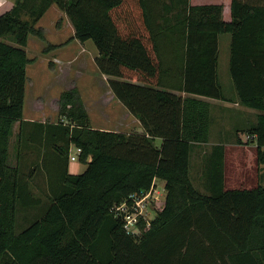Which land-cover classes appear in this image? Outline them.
<instances>
[{
  "label": "trees",
  "instance_id": "obj_1",
  "mask_svg": "<svg viewBox=\"0 0 264 264\" xmlns=\"http://www.w3.org/2000/svg\"><path fill=\"white\" fill-rule=\"evenodd\" d=\"M52 6L69 20L73 40L94 44L98 73L142 134L93 129L76 88L60 94L55 123L23 120L33 62L25 49L30 36L42 38L35 25ZM222 12V5L190 0H16L0 14V264H264V186L225 188L227 142L203 154L207 195L190 178L191 154L209 143L213 122L203 99L255 112L254 122L236 126L232 142L243 145L245 135L264 166V0H231L228 22ZM224 34L230 97L217 74ZM17 123L18 159L23 152L38 158L28 180L18 159L8 163ZM72 147L86 165L80 175L68 172ZM37 168L49 204L38 216ZM158 181L162 208L127 232L117 208L132 212L130 197ZM18 208L27 225L20 232Z\"/></svg>",
  "mask_w": 264,
  "mask_h": 264
},
{
  "label": "rangeland",
  "instance_id": "obj_2",
  "mask_svg": "<svg viewBox=\"0 0 264 264\" xmlns=\"http://www.w3.org/2000/svg\"><path fill=\"white\" fill-rule=\"evenodd\" d=\"M13 6L16 0H7ZM223 1V0H221ZM7 2V3H8ZM56 7H52L46 14L36 23L35 28L41 31L42 38L38 36H30L27 48L25 49L30 60L33 62L26 68V86H25V101L24 113L29 116H35L36 110L43 108L46 112H53L58 109L59 93L76 88L77 91L85 92V99H87L86 112L91 115L93 122L105 120L101 117V112H111V114H103L109 119L108 124H103L104 128L112 130L126 129L121 123L118 124L123 116L122 112L118 111L119 108L113 103L100 104L98 101L99 94L93 95L92 91L101 88L100 91H108L107 78L97 72L95 66V58L98 56L96 47L91 41H88L81 48L79 44H72L69 48L65 49V42L72 34V26L67 18L63 16ZM61 16V18H60ZM228 19V15H225ZM73 40V38L71 39ZM15 46V44L11 43ZM229 54H230V35L224 34L219 36V56L217 74L220 84L226 96L230 97L234 93L229 77ZM79 94V92H78ZM101 94H103L101 92ZM80 96V95H79ZM55 98V99H54ZM57 98V99H56ZM81 98V97H80ZM54 99V100H53ZM82 102H84V99ZM212 124L209 134V144L205 147L206 152L211 148V143L217 142V135L219 131H229L235 137L236 126L245 124L246 122L252 123L255 121V112L245 109L240 106L232 104L221 103L213 101L212 104ZM105 107V109H104ZM56 112V111H55ZM17 127V126H15ZM15 133L12 135L9 146V165L14 167L17 165L18 159V136L16 128ZM239 138L247 141L245 135L239 134ZM234 144V142H232ZM227 143L225 146V161H224V174H225V188L229 190L234 189H250L260 184L264 186V166L256 164L255 149H236L235 145ZM36 153V152H35ZM31 152L23 153L18 159L21 177L28 180L31 174L32 163L37 165V154L30 155ZM201 152L193 153L190 157V178L193 187L203 195H207L201 183V166L200 155ZM70 156L76 158L74 147L70 151ZM71 164L81 165L83 171L77 175L82 174L86 170V165L81 163L78 159ZM33 187L36 198H41L43 203L37 208L36 212H30L29 215L38 216L48 207V200H46L45 192L41 189L44 188V175L40 172L39 168L36 169L34 174ZM32 185V184H31ZM157 190L144 202L142 208L141 219L146 223L151 221L156 212L160 210L164 202V185L161 181L156 182ZM44 195V197L42 196ZM31 211H35L30 209ZM22 210L18 208L17 212V231L20 232L27 225L23 226L24 214L20 215ZM28 215V216H29ZM34 216V217H36ZM33 217V220H34ZM138 230V225L135 228Z\"/></svg>",
  "mask_w": 264,
  "mask_h": 264
},
{
  "label": "crops",
  "instance_id": "obj_3",
  "mask_svg": "<svg viewBox=\"0 0 264 264\" xmlns=\"http://www.w3.org/2000/svg\"><path fill=\"white\" fill-rule=\"evenodd\" d=\"M7 2H8L7 0H0V14L4 13V12H6V11H8V10H10L12 8L11 2H8V3ZM190 3L193 6L212 5V4L222 5L223 6V12H222V18H223V20L226 21V22L230 21V3H231V0H223V1H221V0H190ZM52 7H55V6H52ZM225 15H228V19L225 18ZM60 18H61V16H60ZM72 32H73V34L65 42H63L64 45L66 46L65 49L69 48L70 45H72V44L74 45V44H77V43L79 44V47L82 48L86 42L85 43H80L77 40H71L73 38V35H74L73 29H72ZM100 90H101V88L96 89V91H92V94L95 95V96L99 94L98 101L100 102V104H103L104 105L105 104V101H107V103H113L115 106H117V108H119L118 111L119 112L121 111L123 113L122 114L123 116H121L122 118L119 119L120 121L118 122V124L119 123L120 124L122 123L124 125V127H126V129H122V130L121 129L120 130H112L110 128H104L103 127L104 126L103 124H108L109 123V119L113 120V118L107 119L108 117H106L105 115H103V114H106L107 112L106 113L105 112L103 113V111L101 112V115H102L101 117H105V118H103L105 120L97 121V123H94L93 122V119H92L91 115L88 112V116H89V120H90L91 127L93 129H96V130L110 131V132H119V133H123V134H126V135H129L132 132H136V130L138 128H140V124L137 121V119H135L133 116H131V115L128 114L127 110L113 97V95H112V93H111V91H110L109 88H108V91H106L105 89H104V91H100ZM78 92H79V95H80L81 99H84V102L83 103H84L85 108H87L86 107V104H85L87 102V99H85V94L86 93L83 92V91H78ZM101 92L103 94H101ZM60 94L61 93H59L58 96H60ZM203 100L207 101L208 103L211 102V104H212L213 101H215V100H208V99H203ZM217 102H219V101H217ZM221 103H224V102H221ZM227 104H229V103H227ZM232 105L238 106L237 104H232ZM104 109H105V107H104ZM57 112H58V109H56V110L54 109L53 112H46V111H44L43 108H41V109H38L37 108L36 115L32 117V116H29V115L25 114L24 113V110H23V120L25 122H31V123H33V122H39V123H46V122L55 123V121L57 119ZM108 114H111V112H108L106 115H108ZM211 114L213 116L212 106H211ZM248 123L249 122H246L244 125H246ZM236 125H238V123H235L234 126H236ZM241 125H243V124L241 123ZM15 126H17V127H15ZM15 128H16V132H17V136H18V133H19V124L18 123L15 124L14 127H13V134L15 133V130H14ZM210 130H211V128H210ZM22 139H23V143H24L25 136ZM234 139L235 138L233 137V135H231L229 133V131H219L218 132V135H217V142L216 143H213V144L211 143V147L213 145H216V144L220 143V142H223L224 143V142L229 141V143H232V141ZM241 141L244 143L243 145H236V144H233V143L231 145H235L234 148H236V149H238V148H240V149H246V150H250L251 148L255 149V145H253V144L245 145V141L242 140V139H241ZM157 144H159V141H157ZM207 144H209V143H207ZM207 144L200 145V146L195 147L193 153H197V152H201L203 154L206 153V150H205L206 147L205 146ZM210 150H211V148H210ZM23 153H25V152H23ZM193 153L191 154V157H192ZM203 154L200 155V158H199L200 162L202 161ZM200 166H202L201 163H200ZM83 168L84 167H82L81 165H77V164H71V166H70V161H69V165H68V172H69V174H71V175H77L78 173H80L81 171H83Z\"/></svg>",
  "mask_w": 264,
  "mask_h": 264
},
{
  "label": "built area",
  "instance_id": "obj_4",
  "mask_svg": "<svg viewBox=\"0 0 264 264\" xmlns=\"http://www.w3.org/2000/svg\"><path fill=\"white\" fill-rule=\"evenodd\" d=\"M76 152V158L73 156H69V161L73 162L76 159H78V155L80 154L81 150L80 149H75ZM156 186V185H155ZM152 187L151 190H149L148 192L138 195V196H131L130 200L132 202V206H131V211L130 213H128V209L126 207L125 204L121 205L120 207L117 208L118 212H122L123 214H125L124 217V229L127 232H131V233H135L137 232L136 228V224L138 222L139 219H141V215H142V208L144 207V202L152 196L153 193H155V191L157 190L156 187Z\"/></svg>",
  "mask_w": 264,
  "mask_h": 264
},
{
  "label": "water",
  "instance_id": "obj_5",
  "mask_svg": "<svg viewBox=\"0 0 264 264\" xmlns=\"http://www.w3.org/2000/svg\"><path fill=\"white\" fill-rule=\"evenodd\" d=\"M136 132H138V133H143V130L141 129V128H138L137 130H136Z\"/></svg>",
  "mask_w": 264,
  "mask_h": 264
}]
</instances>
